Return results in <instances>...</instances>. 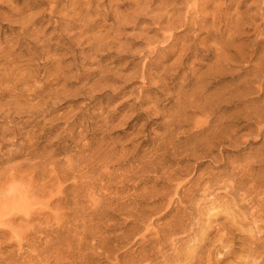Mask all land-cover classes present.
Listing matches in <instances>:
<instances>
[{
    "label": "rangeland",
    "instance_id": "obj_1",
    "mask_svg": "<svg viewBox=\"0 0 264 264\" xmlns=\"http://www.w3.org/2000/svg\"><path fill=\"white\" fill-rule=\"evenodd\" d=\"M214 263L264 264V0H0V264Z\"/></svg>",
    "mask_w": 264,
    "mask_h": 264
},
{
    "label": "bare ground",
    "instance_id": "obj_2",
    "mask_svg": "<svg viewBox=\"0 0 264 264\" xmlns=\"http://www.w3.org/2000/svg\"><path fill=\"white\" fill-rule=\"evenodd\" d=\"M210 211V210H209ZM210 213V212H209ZM212 215H213V213H212ZM210 216H211V214H210ZM209 216V217H210ZM215 217V216H214ZM209 223V222H208ZM198 224V223H197ZM209 226V225H208ZM198 243V242H197ZM223 244V243H222ZM228 246V245H227ZM227 246H224L223 248H226ZM230 249V248H229ZM249 250H251V249H249ZM231 251V250H230ZM228 253V255H230V252H227ZM226 253V254H227ZM232 254V253H231ZM209 255V254H208ZM221 257V256H220ZM228 257H230V256H228ZM210 259V258H209ZM218 261H220V260H218ZM220 262H222V261H220ZM218 263V262H217ZM215 264V263H214ZM232 264V263H231Z\"/></svg>",
    "mask_w": 264,
    "mask_h": 264
}]
</instances>
